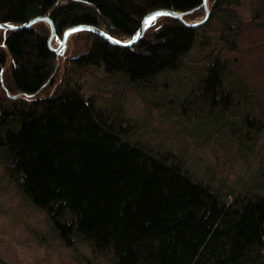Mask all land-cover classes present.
I'll use <instances>...</instances> for the list:
<instances>
[{"label":"trees","instance_id":"16d2710c","mask_svg":"<svg viewBox=\"0 0 264 264\" xmlns=\"http://www.w3.org/2000/svg\"><path fill=\"white\" fill-rule=\"evenodd\" d=\"M243 1L212 0L208 19L196 26L159 16L131 46L78 31L85 41L53 92L58 55L49 46L50 28L39 21L1 31L0 181L44 214L47 236L66 247L84 243L94 254H108L112 264H264L260 166L250 188L228 198L192 171L183 155L134 139L135 125L120 105L85 96L79 83L94 67L139 91L158 93L156 79L180 75L190 51L210 46L186 76L189 86L158 100L192 126L191 134L223 133L251 150L264 131L262 102L254 98L251 73L242 74L230 54L246 29L264 33V0H251L247 19L238 11ZM202 3L0 0V23L49 16L60 38L80 24L104 25L112 36L131 38L154 9L189 17Z\"/></svg>","mask_w":264,"mask_h":264},{"label":"rangeland","instance_id":"374dc122","mask_svg":"<svg viewBox=\"0 0 264 264\" xmlns=\"http://www.w3.org/2000/svg\"><path fill=\"white\" fill-rule=\"evenodd\" d=\"M211 5L212 0H208L209 10ZM251 6V0L243 1L238 10L242 18L247 19ZM204 12V7H201L195 14L183 18L194 22L200 20ZM43 23L49 27L47 22ZM99 27L105 29L104 25ZM252 29L245 30V37L239 43L238 51H233L230 55L237 59L235 66L241 67L242 74L251 73L250 84L252 88L256 86L252 92L254 98L262 102L264 115V33L252 32ZM2 30L5 29L0 28V34ZM61 38L52 39L51 46L57 48ZM119 39L128 40L130 37ZM84 41L78 31L70 35L65 50L58 54L57 71L50 92L62 83L69 58L80 50ZM210 49V46L207 50L196 47L190 51L184 59V70L180 75L171 76L170 81L174 80L173 87L170 86L167 75L156 79L155 81H159L157 85L161 87V92L158 93H151L150 90L139 91L128 83L117 82V76H109L94 67L80 75L79 83L85 96H95L102 102L115 101L120 105L123 114L135 125L136 132H132L134 139L150 146L171 148L183 155L192 171L230 198L229 193L232 191L245 186L250 188L249 184L257 174L259 166L264 172V131L260 132V137L251 150H242L223 133H214L209 138H202L193 132L191 134L189 127L192 126L172 116L160 102L168 97L172 99L176 95V89L186 86V76L200 66L204 52ZM160 93H164V96L160 97ZM256 121L259 119L256 118ZM261 121H264V116ZM0 264H112V261L108 254L97 255L90 252L84 243L77 242L66 247L47 236L44 214L26 205L14 186L2 180Z\"/></svg>","mask_w":264,"mask_h":264},{"label":"water","instance_id":"95a60500","mask_svg":"<svg viewBox=\"0 0 264 264\" xmlns=\"http://www.w3.org/2000/svg\"><path fill=\"white\" fill-rule=\"evenodd\" d=\"M207 1L208 0H203V3L201 5V7H204V9H205L203 17L200 20H197L194 22H188L183 18L187 12H181V11H176L173 9H166V8L154 9V10L148 12L143 17L139 29L136 31L134 36L128 40H121L115 36H112L105 29H102L98 26L89 25V24H80V25H75V26H72V27H69L68 29H66L62 35V38L59 40V46L57 48H53L51 46V41H52V39L57 38L58 36L56 34V31H55L54 23L49 16H36L34 18H31L30 20H28L27 22H25L23 24H16V25L7 24V23H0V28L5 29V30L18 29V28H22V27H28V26L36 23V22H39V21H45L49 24L50 31H51L50 37H49V46L57 55L60 53H63V51L65 50L67 40L69 39L70 35L73 34L74 32L81 31V30L92 31V32L96 33L97 35H99L100 37L107 40L108 42H110L111 44H115V45H119V46H131V45H134L142 37L144 31L149 27L151 22L154 21L159 16H164V15L172 16V17H175V18L183 21L186 25H189V26H196V25H199V24L205 22L208 19L209 13H210V10L207 6ZM190 12L191 11H188V13H190Z\"/></svg>","mask_w":264,"mask_h":264}]
</instances>
